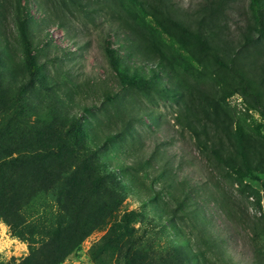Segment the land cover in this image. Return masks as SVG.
<instances>
[{
    "label": "rangeland",
    "instance_id": "obj_1",
    "mask_svg": "<svg viewBox=\"0 0 264 264\" xmlns=\"http://www.w3.org/2000/svg\"><path fill=\"white\" fill-rule=\"evenodd\" d=\"M77 1L87 8L81 11L71 0H0V18L5 19L0 25V73L15 87L10 92L22 91L21 106L10 102L1 114L0 131L9 130V139L25 150L41 134L46 137L49 129H66L78 119L87 138L95 135L100 146H106L98 160L116 170L122 167L116 174L131 182L113 217L60 264H175L167 259L179 240L185 264H264V116L242 89L244 82L247 91L259 93L264 103L260 75L264 40L256 41L263 58L255 47L239 52L232 65L235 74L218 64L229 63V41L239 39L238 26L244 25L249 0L234 2L227 19L213 20L204 32L211 49L179 36L169 23L157 26L150 9L136 10L140 25L144 17L161 34L158 44L163 46L169 73L182 84V91L174 94L131 85L110 68L103 49L107 39L120 59L129 64L138 61V57L126 60V53H131L126 42L111 36L110 24L117 26L121 14L115 16L120 0ZM203 2L170 0L172 15H192L195 25ZM26 11L31 16L26 22L28 51L41 67L37 74L26 67L17 30L16 21ZM159 77L166 80L163 72ZM196 91L209 97L216 118L226 128L241 131L244 163L234 152L236 139L227 140L204 120L197 128L205 126L209 134L206 137L201 129L200 139L225 149L235 162L219 164L197 146L187 128L198 101ZM104 131L117 136L110 146ZM143 161L147 164L140 167ZM161 172L163 177L157 180ZM17 181L22 192L31 193L24 174ZM55 201L50 195L28 198L25 219L32 222L35 234L55 229ZM18 231L0 218V264H18L28 256L27 237H18ZM35 239L45 242L47 237L35 235Z\"/></svg>",
    "mask_w": 264,
    "mask_h": 264
},
{
    "label": "trees",
    "instance_id": "obj_2",
    "mask_svg": "<svg viewBox=\"0 0 264 264\" xmlns=\"http://www.w3.org/2000/svg\"><path fill=\"white\" fill-rule=\"evenodd\" d=\"M71 1H74L76 7L81 11L88 6L81 1ZM120 1V9L115 16L120 11L121 14L116 18L117 26H114L113 23L110 24L111 36L115 37L117 41L126 42L129 51H131V53H126V60L138 57V61L129 64L120 59L116 49L110 45L107 39L103 49L110 68L131 85L138 84L142 88H148L157 93L168 91L174 94L177 91H182V84L175 83L169 73L163 46L158 44L161 34H157L156 30L149 27L150 25L145 22L144 17H141L140 25L137 22L136 10L150 9L157 26L161 22L169 23L179 36L192 39L203 47L211 49V44L205 38L204 32L212 26L213 20L217 17L227 19L226 14L232 10L234 2L237 0H204L201 5L202 14L195 25L192 15L184 14L182 18L173 16L172 12L175 8L170 0ZM242 16L245 20L243 26H238L239 39L229 41L232 53L229 63L218 62L231 74H235L232 65L241 50L255 47L260 52L256 41L264 40V0H249L247 9ZM30 18V14L26 11L23 18L17 19L16 24L19 41L23 45V52H25L26 67L31 73L37 74L41 67L37 64L35 55L28 51L30 42L28 41L26 22ZM229 19L231 20V16ZM4 20L3 17L0 18V25ZM121 33L122 35H120ZM147 35L151 41L148 40ZM2 37L0 32V39ZM218 40L224 45V38L219 37ZM258 56L263 58L261 52ZM162 72L165 74L166 80L160 79L159 75ZM260 75L261 81H264V71L263 73L260 71ZM11 87L15 89L13 85L6 83L4 73H0V116L3 111L7 110V105L10 102L17 103L19 106L22 104V91L10 92ZM242 89L252 98L253 103L264 116L262 96L259 93L248 92L249 87L244 82ZM196 94H198V101L193 104L191 114H188L192 119L187 121V128L195 137L197 146L209 151L219 164L235 162L234 157L225 155V149L217 147L210 140L200 139L201 129H204L205 126L209 128L214 126L227 140L236 139L234 152L244 163V149L238 136L241 131L232 132L226 128L228 125H223L220 119L216 118L215 107L209 97L200 91H196ZM203 120L206 121L205 126L198 129L197 125H201ZM137 121L141 122V117ZM79 125V120L74 119L66 129H49L46 137L41 134L36 144L25 150H22L19 143L9 139L8 136L11 135L9 130L0 131V218H3L12 227L19 229L16 235L21 238L27 237L29 243L28 256L18 264H60L68 256L80 250L82 242L95 228L113 217L115 212L113 209L121 206L129 192L127 184L131 185V182L116 174V171L122 167L119 166L116 170L111 168L107 161L100 162L98 160L99 153L106 146H100L98 143L100 140H96L95 135L87 138L81 132ZM202 133L208 137L209 133L205 129ZM103 134L106 135L108 146H110L109 143L117 139V136L109 131H104ZM145 164H147L146 161L141 162L140 167ZM131 169L135 170L136 168L131 167ZM21 174L27 178V183L31 187L30 194L22 192V186L17 181ZM159 177H163V172L157 175V180L160 179ZM32 188L34 189L32 190ZM49 195L54 196L56 200L54 214L57 225L51 233L35 234L32 222L26 221L27 217L25 219L27 200L28 198L30 200L41 199ZM35 235L45 236L47 240L39 241L35 239ZM182 247L180 240L172 244L173 254L167 259V263L185 264L187 256ZM191 256L196 259L199 257L193 253ZM219 256L223 257V253ZM126 261L127 263L131 261L130 255Z\"/></svg>",
    "mask_w": 264,
    "mask_h": 264
}]
</instances>
